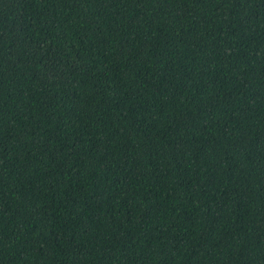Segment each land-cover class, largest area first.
<instances>
[{"label":"trees","instance_id":"trees-1","mask_svg":"<svg viewBox=\"0 0 264 264\" xmlns=\"http://www.w3.org/2000/svg\"><path fill=\"white\" fill-rule=\"evenodd\" d=\"M0 264H264V0H0Z\"/></svg>","mask_w":264,"mask_h":264}]
</instances>
